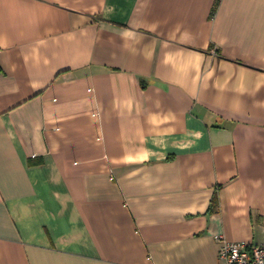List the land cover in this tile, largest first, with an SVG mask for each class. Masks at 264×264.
I'll return each mask as SVG.
<instances>
[{"label": "crops", "instance_id": "0c3cea01", "mask_svg": "<svg viewBox=\"0 0 264 264\" xmlns=\"http://www.w3.org/2000/svg\"><path fill=\"white\" fill-rule=\"evenodd\" d=\"M264 243V0H0V264H225Z\"/></svg>", "mask_w": 264, "mask_h": 264}, {"label": "built area", "instance_id": "2783aa9c", "mask_svg": "<svg viewBox=\"0 0 264 264\" xmlns=\"http://www.w3.org/2000/svg\"><path fill=\"white\" fill-rule=\"evenodd\" d=\"M218 257L225 264H264V243L248 246L242 242H228L218 236Z\"/></svg>", "mask_w": 264, "mask_h": 264}]
</instances>
